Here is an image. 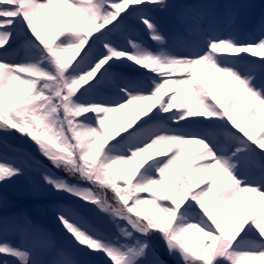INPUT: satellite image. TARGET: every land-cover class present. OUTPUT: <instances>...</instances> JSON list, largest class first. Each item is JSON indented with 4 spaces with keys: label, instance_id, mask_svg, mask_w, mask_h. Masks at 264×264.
Masks as SVG:
<instances>
[{
    "label": "snow or ice",
    "instance_id": "1",
    "mask_svg": "<svg viewBox=\"0 0 264 264\" xmlns=\"http://www.w3.org/2000/svg\"><path fill=\"white\" fill-rule=\"evenodd\" d=\"M243 7L0 0V186L53 197L63 229L0 199V264H264V16Z\"/></svg>",
    "mask_w": 264,
    "mask_h": 264
},
{
    "label": "rangeland",
    "instance_id": "2",
    "mask_svg": "<svg viewBox=\"0 0 264 264\" xmlns=\"http://www.w3.org/2000/svg\"><path fill=\"white\" fill-rule=\"evenodd\" d=\"M170 3H178L179 0H169ZM224 2V0H222ZM231 3L235 4H243L245 7L240 9V18L238 22H241L244 26H247L252 23H258L260 18L264 16V0H230ZM198 74L202 76V78L205 79V81H210L212 78V74L214 72L213 69L207 67L206 65L198 66L197 68ZM227 77H221L222 83L217 86V94L221 95L220 88L223 87V82L227 81ZM17 89H23L22 85H15ZM248 103H251L249 101ZM136 105H133L132 107H135ZM247 107V105H246ZM128 109L121 110L120 112L113 113V119L114 120H126ZM244 112L242 111L240 114V118H244ZM262 120H264V117H262ZM260 123L258 122L256 125L252 126L249 130L253 133H256L259 131ZM2 136V134H0ZM7 142V144H19L21 143L19 139V134L13 135V136H7L4 138ZM29 145L31 144L30 141H27ZM194 145H188L189 148L193 147ZM4 148V144L0 143V150ZM34 150V146H32ZM156 150L150 149L147 153L141 154V159L146 158L148 155L153 154ZM36 155L39 157V153H36ZM41 160H43V157H39ZM45 163L47 161L45 160ZM61 175H64V173H60ZM205 176L208 175V173L204 174ZM222 175V173H221ZM220 177L218 176V179ZM196 179V177H194ZM250 195V194H245ZM0 199L7 201V210L9 212H12L16 210L17 208L26 207L30 211H32L33 215H36L40 217L44 223L47 225V227L56 233L63 232L62 227L55 221L53 209L51 207V201L54 199L50 196H42L40 198H33L31 197L27 192V184L25 181H18L15 183H10L7 185L0 186ZM44 205V211L38 212L36 211V205ZM191 235L193 238L202 235L196 230H193ZM69 240H71V237H68ZM161 254L164 259H167L170 261V264H174V262L171 260L170 257L167 256V253L163 251V249H160Z\"/></svg>",
    "mask_w": 264,
    "mask_h": 264
}]
</instances>
